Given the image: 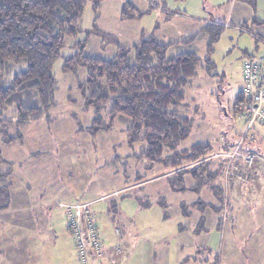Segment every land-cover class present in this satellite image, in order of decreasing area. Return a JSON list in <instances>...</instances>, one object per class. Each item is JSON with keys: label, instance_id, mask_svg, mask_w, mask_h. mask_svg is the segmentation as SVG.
Here are the masks:
<instances>
[{"label": "rangeland", "instance_id": "rangeland-1", "mask_svg": "<svg viewBox=\"0 0 264 264\" xmlns=\"http://www.w3.org/2000/svg\"><path fill=\"white\" fill-rule=\"evenodd\" d=\"M97 3L86 0L77 35L64 38L48 119L17 124L16 106L0 100L9 123L5 130L0 124V264H79L66 209L74 204H89L99 239L115 244L111 255L119 239L127 243L103 264H264V185L227 183L244 177L249 152L240 173L227 157L222 173L218 160L211 164L216 175H204L203 184L190 176L181 183L151 161L143 141H130L125 118L91 131L94 112L81 90L86 69L63 68L80 51L110 60L123 49L133 62L135 46L151 39L171 45L168 57L193 53L202 67L185 90L180 110L191 129L179 148L207 142L214 156L232 142V150L245 126L233 114L243 64L264 55V0ZM211 22L221 24L218 34L205 31ZM21 68L0 67V90Z\"/></svg>", "mask_w": 264, "mask_h": 264}, {"label": "trees", "instance_id": "trees-1", "mask_svg": "<svg viewBox=\"0 0 264 264\" xmlns=\"http://www.w3.org/2000/svg\"><path fill=\"white\" fill-rule=\"evenodd\" d=\"M94 2L98 7L97 0ZM85 5L86 0H0V67L7 63L22 65L11 85L0 90V100L16 106L17 124L38 121L44 116L48 119L57 91L53 66L60 56L64 38L77 35ZM220 28V23L211 22L205 31L218 34ZM170 47L153 39L143 41L135 46L133 62L123 49L110 60L84 57L80 51L73 59H67L63 68L74 70L76 66H83L86 69L81 90L85 107L94 112L91 131L110 129L116 117L125 118L130 141H143L145 154L152 162L171 169L174 178L181 183L183 178L190 176L203 184L204 175H216L210 172L211 164L218 160L222 173L226 160L211 159L213 147L207 142L196 143L187 149L179 148L191 129L190 120L182 115L180 108L185 90L197 77L202 64L190 52L168 57ZM243 105V96L239 92L233 103V114L238 116ZM102 114L106 115L108 123L102 124ZM1 117V129L5 130L9 123ZM11 141L7 139L8 143ZM246 143L244 150L250 142ZM231 146L228 144L220 152ZM252 164L244 165L242 184L249 182L244 170ZM3 176L0 173V178ZM118 247L121 252L118 255L112 253L113 257L122 255V247ZM104 251L102 244V250L91 257L90 263L100 258Z\"/></svg>", "mask_w": 264, "mask_h": 264}, {"label": "built area", "instance_id": "built-area-1", "mask_svg": "<svg viewBox=\"0 0 264 264\" xmlns=\"http://www.w3.org/2000/svg\"><path fill=\"white\" fill-rule=\"evenodd\" d=\"M244 105L243 111L238 115L245 121L244 131L235 148L220 152L212 158L231 159L232 166L238 172L241 148L244 142H251L255 126L264 127V55L246 61L243 64V85L241 89ZM229 154V155H227ZM254 160L252 154H247L244 161L250 166ZM89 204H74L66 206L68 210V230L72 234L77 250L79 264H90L93 255L102 250V243L98 237L96 224L88 210ZM119 231L116 230V234ZM120 248L115 246L113 253L120 254Z\"/></svg>", "mask_w": 264, "mask_h": 264}, {"label": "crops", "instance_id": "crops-1", "mask_svg": "<svg viewBox=\"0 0 264 264\" xmlns=\"http://www.w3.org/2000/svg\"><path fill=\"white\" fill-rule=\"evenodd\" d=\"M243 131H244V128H243ZM242 132L239 133L238 136H236V139H238V137L242 134ZM253 137H254V139L250 143H248L245 147V150H242V151L244 153L251 152L252 154H254V156H255L254 162L249 169L246 168L244 171L247 173L246 175L250 178V180L247 184H249V185H257L258 184V186H259L258 181L262 185H264V162H261V161H264V127L255 126L254 131H253ZM228 144L232 145V142L227 143V145ZM223 145H226V144H223ZM260 154L262 157L260 160H258L257 155H260ZM230 182L242 184L241 180L235 179L232 177H231V179L228 180L227 183L229 184ZM120 241H121V239H119L118 246H121L122 250L127 249L125 247V246H127V243L125 242L122 244V241H121V243H120ZM102 243H103V250H105V252L102 254V256L100 258H95L92 261V264H103L104 262L109 263L112 260H115L113 255H111L110 249H108L111 246H114L115 244L108 242V241H104V240H102Z\"/></svg>", "mask_w": 264, "mask_h": 264}]
</instances>
